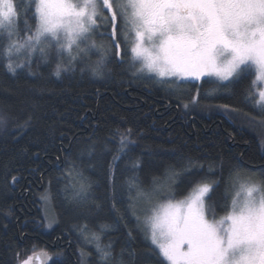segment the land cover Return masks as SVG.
<instances>
[{
    "label": "trees",
    "instance_id": "16d2710c",
    "mask_svg": "<svg viewBox=\"0 0 264 264\" xmlns=\"http://www.w3.org/2000/svg\"><path fill=\"white\" fill-rule=\"evenodd\" d=\"M14 2L24 36L23 21L32 13ZM119 24L118 18L114 42L119 48L112 47L111 28L103 37H92L107 51L92 50L90 63L101 54L112 57L97 75L88 69L82 74L80 63L74 73L63 71L75 51L57 57L52 49L48 63L35 54L31 69H18V76L7 71L0 55V117L5 121L0 124V264H20L40 249L57 255L55 264H79L82 252L86 264H104L97 245L110 243L116 258L126 249V264H161L142 230L158 202L183 198L194 187L189 180L206 178L215 182L206 204L210 215L219 217L230 210L239 178L252 175L264 184L262 136L247 119L249 114L264 117L256 96L250 97L254 75L161 86L140 78L147 75L137 74V63L127 70L131 41H124ZM14 56V63L23 61ZM120 59L125 63L118 64ZM58 62L59 77L54 74ZM128 129L135 145L114 160L117 130ZM90 144L95 150L89 156ZM189 159L203 169L175 183L167 178L170 168L180 171ZM44 193L55 216L50 230L39 199Z\"/></svg>",
    "mask_w": 264,
    "mask_h": 264
},
{
    "label": "snow or ice",
    "instance_id": "6c2138e0",
    "mask_svg": "<svg viewBox=\"0 0 264 264\" xmlns=\"http://www.w3.org/2000/svg\"><path fill=\"white\" fill-rule=\"evenodd\" d=\"M19 4L25 13H32L23 21L24 36L19 27L17 3L0 0V55L13 76H18V69H31L32 54L37 49L42 54L41 62L48 63L52 49L60 57L64 51L71 53L73 46L77 54L69 56L64 72L74 73L75 64L80 63L85 65L80 69L82 74L86 69L93 75L102 73L112 57L101 54L90 63L92 50L107 51L92 37H103L111 28L112 47L119 48L114 42L119 18L124 41L132 37L127 70L136 68L139 62L137 74L145 70L149 74L140 78L153 79L171 88L177 80L215 77L218 81H231L250 74L255 77L252 81L255 91L250 97H258L256 105L264 107V0H19ZM44 42H48V50L40 47ZM25 50L23 61L14 63L13 55H21ZM117 63L125 61L120 59ZM54 74L57 77L61 74L59 62ZM28 75L35 77L36 73L29 70ZM191 102L196 103L197 97ZM3 123L4 118L0 117V124ZM117 134L120 141L114 160L128 155L129 145H135L128 138L131 129L126 133L117 130ZM94 150L95 145L90 144L88 155ZM139 166L138 160L133 162L134 168ZM203 167L189 159L180 171L170 168L166 176L175 183ZM213 169L214 165H209L208 171ZM189 183L194 186L190 196L174 203L170 199L145 218L148 226L142 230L162 257L161 264H264V184L242 182L227 214L209 219L206 198L210 199L208 194L215 182L201 178ZM142 195L147 197L148 193ZM125 251L122 249L116 258L111 243L103 248L97 245L104 264L113 261L126 264ZM128 255L134 257V252ZM34 259L51 257L34 254L22 264H32Z\"/></svg>",
    "mask_w": 264,
    "mask_h": 264
},
{
    "label": "rangeland",
    "instance_id": "374dc122",
    "mask_svg": "<svg viewBox=\"0 0 264 264\" xmlns=\"http://www.w3.org/2000/svg\"><path fill=\"white\" fill-rule=\"evenodd\" d=\"M13 39H16V37L15 36H13ZM128 40L129 41H131V43H132V37H129L128 38ZM65 41L63 40V37L61 38V43H64ZM40 47H44V48H46V47H49L48 46V42H44V43H42L41 45H40ZM81 47H83V44H81ZM72 51H75V52H77V48L75 47V46H73V49H72ZM38 53H40L39 52V50L37 49V51L36 52H34L33 54H32V58L35 56V54L37 55ZM27 54V50H25L24 51V53H22L21 55H15L14 56V58L17 60V59H20V60H23L24 59V56ZM62 54H69L67 51H64ZM137 66H138V69L141 67V64L139 63V62H137ZM144 74L145 75H149V74H147V72H146V70H145V72H144ZM151 75H154V74H151ZM206 78H209V77H204V78H202L201 80H188V81H197V82H202V80L203 79H206ZM172 79H175V78H172ZM210 79H213V80H217L215 77H211ZM233 80V79H232ZM179 81V80H178ZM218 81V80H217ZM221 82H226V81H221ZM259 87V86H258ZM256 99H258V97H256ZM256 107L260 110V111H264V107H262V106H258V105H256ZM232 111H234V110H232ZM235 112V111H234ZM247 119L250 121V122H252V123H255V125L257 126V128H258V130H259V134H260V136H262L261 138H260V142H261V144L263 143V145H264V117H262V116H254V115H248L247 116ZM239 181V183H238V189H237V191H236V193L239 191V189H240V184L242 183V182H245V181H254V182H257V183H259L258 181H255V179H249V178H247V179H245V178H243V179H241V178H239L238 179ZM192 191H193V189L185 196V197H183V198H179V199H171L172 200V202L174 203V202H176V201H179V200H182V199H185L186 197H188V196H190L191 195V193H192ZM209 195V194H208ZM40 201H41V210H42V215H43V217H44V219H45V222H46V229H48V230H50L53 226H54V213H53V209H52V205H51V200H50V196H49V194H47V193H44L43 195H41L40 196ZM169 200L170 199H168V200H163V201H161V202H158L152 209H151V211H152V214H153V209H156V210H159V208H160V206L161 205H164V204H167L168 202H169ZM206 200H207V198H206ZM210 210H209V208L207 209V215H208V218L209 219H213V218H215V219H219L220 217H222V216H224V215H222V216H219V217H214V216H212V215H210L211 213L209 212ZM152 214H149L148 215V217H150ZM227 214V213H226ZM225 214V215H226ZM145 226H146V228H147V226H148V224H147V221L145 222ZM56 247V246H55ZM37 255V251H35L33 254H31L29 257H31V256H33V255ZM55 257H57V255H55V254H53V253H51V258H52V261H53V259L55 258ZM28 259V258H27ZM86 259H87V254L86 253H81V260H80V263L79 264H86ZM20 264H22V262L20 263ZM32 264H36V260L34 259L33 261H32Z\"/></svg>",
    "mask_w": 264,
    "mask_h": 264
},
{
    "label": "flooded vegetation",
    "instance_id": "af4514ba",
    "mask_svg": "<svg viewBox=\"0 0 264 264\" xmlns=\"http://www.w3.org/2000/svg\"><path fill=\"white\" fill-rule=\"evenodd\" d=\"M41 254H44V253H41ZM41 254H39V255H41ZM45 254L47 255V257H51L50 254H48V253H45ZM41 262H42V264H55V262L52 261V258L51 259H43V260H41Z\"/></svg>",
    "mask_w": 264,
    "mask_h": 264
},
{
    "label": "bare ground",
    "instance_id": "6f19581e",
    "mask_svg": "<svg viewBox=\"0 0 264 264\" xmlns=\"http://www.w3.org/2000/svg\"><path fill=\"white\" fill-rule=\"evenodd\" d=\"M250 179L252 178V179H254V177L251 175L250 177H249ZM256 180V179H255ZM256 181H258V180H256ZM259 182V181H258ZM260 183V182H259ZM56 245H53V249H55L56 247H55ZM41 253H48V254H50L49 253V251L48 250H46V249H40V250H38V252H37V255H39V254H41ZM51 255V254H50Z\"/></svg>",
    "mask_w": 264,
    "mask_h": 264
},
{
    "label": "water",
    "instance_id": "95a60500",
    "mask_svg": "<svg viewBox=\"0 0 264 264\" xmlns=\"http://www.w3.org/2000/svg\"><path fill=\"white\" fill-rule=\"evenodd\" d=\"M37 264H42L41 260L36 259Z\"/></svg>",
    "mask_w": 264,
    "mask_h": 264
}]
</instances>
